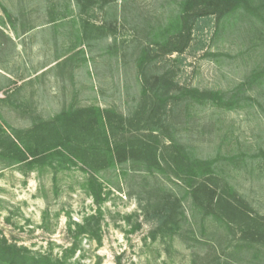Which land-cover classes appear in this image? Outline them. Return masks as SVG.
Masks as SVG:
<instances>
[{
    "label": "rangeland",
    "instance_id": "1",
    "mask_svg": "<svg viewBox=\"0 0 264 264\" xmlns=\"http://www.w3.org/2000/svg\"><path fill=\"white\" fill-rule=\"evenodd\" d=\"M182 0H117L105 10L80 17L66 0H0L20 18L18 34H0L1 134L16 140L41 119L70 108L101 107L130 116L141 108L142 86L136 60L152 44L157 72L170 73L181 87L230 92L264 69V0H253L226 22L205 19L191 32L182 54L165 55L156 35L178 15ZM68 12V13H67ZM90 26L85 28V22ZM92 40H85L84 33ZM244 108H193L171 125L201 157L240 155L239 165L223 160L230 183L264 214V83L248 89ZM0 148V239L36 254L62 257L75 244V223L101 210L100 238L80 237L69 264H221L226 232L210 225L179 236L153 238L149 194L164 181L167 193L181 196L175 179L147 177L142 169H100L88 161L56 172L50 165L30 169L14 164ZM100 171V172H98ZM96 180L103 202L90 195ZM187 207L189 205L186 204ZM72 227V231H71ZM194 231L195 236L192 234ZM218 248L216 251L214 248ZM237 264H264V255L238 256Z\"/></svg>",
    "mask_w": 264,
    "mask_h": 264
},
{
    "label": "trees",
    "instance_id": "2",
    "mask_svg": "<svg viewBox=\"0 0 264 264\" xmlns=\"http://www.w3.org/2000/svg\"><path fill=\"white\" fill-rule=\"evenodd\" d=\"M117 0H66L67 11L80 17L94 9L105 10ZM253 0H182L178 15L156 35V45L165 55L182 54L188 47L193 29L205 19L226 22L242 10H251ZM8 22L0 18V34L12 39L2 29L9 27L17 37L20 18L4 9ZM67 12V13H68ZM85 28L89 22H85ZM85 30L84 39L92 40ZM152 44L143 46L136 60L142 86L141 108L130 116L101 107L70 108L49 120L41 119L17 136L16 140L0 132V148L14 164H26L30 169L50 165L56 172L68 165L92 161L100 169L133 167L147 177L178 182L181 196L168 192L164 181L152 188L147 216L155 225L153 238L179 235L186 239L185 228L201 218V229L217 226L226 232L228 246L222 264H237L238 256L264 255V214L250 202L223 174L221 162L239 165L244 157H201L185 142L182 132L171 125L177 115L190 116L191 109L210 107L224 111L244 108L253 99L248 89L264 83V69L255 71L233 91L200 90L181 87L170 73L157 72V59ZM1 131V124H0ZM100 172V171H98ZM90 195L97 204L103 202L96 180L88 181ZM189 205V207L186 206ZM103 217L101 210L75 223V244L62 257L36 254L24 247L0 239V264H69L68 259L78 249L81 236L99 241ZM72 231V227H71ZM192 234L195 236L194 231ZM216 251L218 248H214ZM117 264H123L121 259ZM221 264V262H220Z\"/></svg>",
    "mask_w": 264,
    "mask_h": 264
}]
</instances>
